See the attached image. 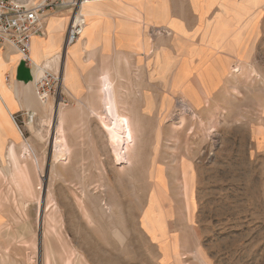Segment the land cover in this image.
Instances as JSON below:
<instances>
[{
  "label": "rangeland",
  "instance_id": "1",
  "mask_svg": "<svg viewBox=\"0 0 264 264\" xmlns=\"http://www.w3.org/2000/svg\"><path fill=\"white\" fill-rule=\"evenodd\" d=\"M9 1L27 7L44 2ZM46 20L48 39L54 21L66 23ZM63 32L53 34L62 45L57 103L66 100L58 109L67 116V140L77 155L53 161L55 120L51 128L48 109L29 134L40 165L37 170L32 162V178L27 172L34 184L29 194L16 193L10 177L19 176L0 158V168L6 167L0 216L11 233L0 245L10 264H45L47 256L52 264L67 259L70 264H264V12L260 28L228 27L218 41L208 23L200 44L174 39L175 54L150 45L144 60L116 55L114 65L103 60L97 75L92 48L84 49L81 65L72 64L83 87L80 95L65 78L67 51L81 46L82 36L63 50ZM229 35L239 42L225 44ZM122 66L127 75L121 74ZM104 72L115 80L122 110L134 127L130 168L116 164L107 133L92 113L104 111ZM85 90L89 99L83 98ZM49 102L57 108L54 99ZM40 195L48 211H58V236L50 232V219L44 226L38 223Z\"/></svg>",
  "mask_w": 264,
  "mask_h": 264
},
{
  "label": "crops",
  "instance_id": "2",
  "mask_svg": "<svg viewBox=\"0 0 264 264\" xmlns=\"http://www.w3.org/2000/svg\"><path fill=\"white\" fill-rule=\"evenodd\" d=\"M92 3L93 5L89 3L85 9L82 8V11L86 13L88 22L86 21L87 27H85L80 42L83 44V48L85 47L84 49L92 48L89 52L95 56V65L92 68L96 71L93 73L94 75L100 73L103 60H110L112 61L111 65H114L116 55L122 54L131 60H136L138 56L143 60L147 59L148 54H151V52H147L150 45L154 49L164 48L175 54L172 49L174 39H179L178 42L180 43L200 44L208 23H210V27H215L218 41L225 38V29L228 27L257 26L260 28L264 12V0H94ZM49 17L66 20V27L54 21L52 31L50 30V34L52 33L50 39L45 37V28L44 37H38L33 41V58L39 64H44L46 60L51 59L58 53L60 54L61 38L53 34H59L63 30V50L65 49L71 12L51 13ZM167 32L170 33L169 37ZM257 33L248 40V44L255 41ZM231 36H227L226 41H224L225 44L232 45L236 41L239 42L238 39L234 40V37ZM137 48L140 50L139 52L136 51ZM251 50L250 48V55ZM221 54L233 58L232 53L229 51L223 50ZM19 55L11 46L0 47V65L2 63V68L6 67L3 72L6 83H14L15 86L21 87L33 83L36 70L32 72ZM121 70L122 75H127L124 66L121 67ZM131 70L133 73L136 71L134 64ZM166 72L167 66L162 65L160 73L165 74ZM102 74H106V72ZM108 74L110 73L108 72ZM154 83L159 84V82ZM87 95H89V92L85 90L83 98L89 99ZM159 98H156V100L159 101ZM142 107H144L143 104H140L139 111H142L140 110ZM9 108L8 106L7 110L12 124L16 128V132L22 136V139L19 140L10 132L4 122L0 123L1 162L11 166L15 163V160L11 161L9 157L11 155L19 157L23 154L25 146L29 145L28 142L32 140L29 136L30 131L35 123L37 124L39 114L42 115L43 112L33 106L29 110L23 100L20 101L18 106L11 107V110ZM156 113L157 111L154 112V114ZM28 114L35 116L33 124L28 122ZM14 116L17 117L19 125L12 120ZM30 149L32 150V148ZM76 151L77 147L71 149L73 156L77 155ZM31 154L36 156L34 151ZM32 162L30 159L22 162L24 168L29 171L30 176L31 172L35 170ZM4 169L0 168V171ZM2 177L3 174L0 172V179ZM10 180L12 181L11 177ZM31 200L33 199L29 198L22 201L23 206ZM22 209V214L26 215L27 211L24 207ZM1 219L0 237L11 235L8 224L4 221L5 219L0 216ZM1 240L0 238V242ZM3 250L4 248L0 245V264H10V256L7 251L4 253Z\"/></svg>",
  "mask_w": 264,
  "mask_h": 264
},
{
  "label": "bare ground",
  "instance_id": "3",
  "mask_svg": "<svg viewBox=\"0 0 264 264\" xmlns=\"http://www.w3.org/2000/svg\"><path fill=\"white\" fill-rule=\"evenodd\" d=\"M91 2H93V1H91ZM91 2L84 3L83 4L84 9H85L86 5L91 3ZM84 30H85V28H83V33H84ZM46 32H47V30H46ZM37 38L38 37L33 38L32 43ZM77 42H79V41H77ZM80 48L82 49V53L79 52ZM84 48H83V44H81V46H79V44H77V45L73 46L71 49H69V52L67 53V55L69 57V62H68V65L66 67L67 71H66L65 82H66V85L69 87V89L71 91H73V93L75 95H80L82 93L83 87H82L79 75H78L75 67L72 64L81 65V60H82L81 55L83 54ZM20 57H21V55H20ZM31 58H32V61L39 67L38 69H36V72H35V76L38 79L43 75V73L47 69L51 68L54 70H59V65H60V62L62 59V54L58 53L54 57H52L51 59L46 60L44 63L46 64V66L49 67L48 68L45 65L39 64L37 61L34 60L33 53H32V45H31ZM2 65L3 64L1 63V65H0V123L4 122V124H6L7 127L9 128L10 132L13 133L16 136V138L21 140L22 136L16 132V128L13 126L12 121L10 119L11 117H10V114L7 110L8 106L10 108L11 107L14 108V107L19 105L21 100H23V102L25 103L27 108H30L32 106L37 107L43 112V114L45 112H47V110L49 109V111H51V113H52V118H51V122H50L51 128H52L53 119L55 120V122L53 124V136H52V141H51L52 149H53V161L59 162L62 160H67V157L71 158V155H72L71 149L72 148L70 146L71 144L68 143V141H69V140H67L68 136H66L70 132L66 134V132L68 131L67 130L68 127L65 126V124L67 123L66 122L67 119L64 120L65 117L67 118V116H64L63 109H58V108H63L65 106L63 101L59 102V104L57 103V108H55V106L53 105L52 102H48V103L44 104L40 100L38 93L35 89L34 83L24 85L23 87H18V85L15 86L14 83H12V84L6 83L5 77L3 76V72H4L6 67L2 68ZM239 71H240V69L234 70L235 73H239ZM103 76H104V80H103L104 81V89L103 90H104V98H105L104 111L100 114L98 111H95L92 108L93 109L92 113L96 114L98 116L102 126L104 127V129L107 133V138L109 140V143H110V146L112 149V154H113V157L115 158L116 164L118 166H127L128 167L129 162H130L129 150H130L131 144L134 141V133H133L134 127L132 126V122H131L130 118L122 110L121 103L119 100L120 98L118 96L119 92H118L116 84L114 82L115 80H113L112 76L110 74H108V72H106V74ZM181 106L186 110V112H187V110H188V112L191 110L190 109L191 106H189L188 104H182ZM190 112H192V111H190ZM183 114H184V112H183ZM129 116H131V115H129ZM178 119H180V118H178ZM65 127H66V129H65ZM68 139H69V137H68ZM73 146L74 145H72V147ZM30 148L31 147L29 145H26L25 149L24 150L22 149L23 154L21 156L17 157L15 155H11L9 157L11 161L15 160V164L7 167V171L12 169V170H14L15 175L19 176V179H16L15 177H13V179L11 178L12 179L11 182L16 189V193H18L19 195H21L22 192H25L23 194H29V191L34 186L31 178L29 177V173H27L28 170H26L24 168V165L22 164V162H24V160H28V159L32 158L33 163H34L35 167L37 168V170L39 169V166H40L38 159L35 156V154L34 155L31 154V152H33V151ZM132 148L133 147H131V149ZM72 157H73V155H72ZM131 166H132V164H131ZM129 168H130V166H129ZM0 172L2 173V171H0ZM186 189L189 190L187 185H186ZM40 191H41V188H40ZM18 203H19V201H18ZM38 205H39V211H38V223H39V225L44 226L45 220L47 218H48V220L50 219V232L52 234H55V236H58V230L61 227V225H59L60 222L58 220L60 218L58 215V211H56V210H51V211L49 210L48 211L47 210L48 202L46 199L42 198V195L39 196ZM20 208L23 211L21 204H20ZM18 221L16 219V222H18ZM0 238L3 239L4 237H0ZM4 249H6V248H4ZM51 261H52L51 257L47 256L45 264H52ZM65 263L66 264L71 263L70 259H67Z\"/></svg>",
  "mask_w": 264,
  "mask_h": 264
},
{
  "label": "built area",
  "instance_id": "4",
  "mask_svg": "<svg viewBox=\"0 0 264 264\" xmlns=\"http://www.w3.org/2000/svg\"><path fill=\"white\" fill-rule=\"evenodd\" d=\"M93 0H44L38 6L27 7L13 1L0 0V47L11 46L22 57L23 62L34 72L39 67L32 61V39L45 34L46 19L51 13L71 12L65 48L76 43L83 33L86 20L82 14L84 3ZM62 82V71L45 70L40 78L33 76V83L40 100L45 104L57 103ZM63 103L66 100L63 97ZM59 104V103H58ZM12 120L19 125L17 117ZM34 115L28 114V122L33 124ZM21 127V126H20Z\"/></svg>",
  "mask_w": 264,
  "mask_h": 264
}]
</instances>
